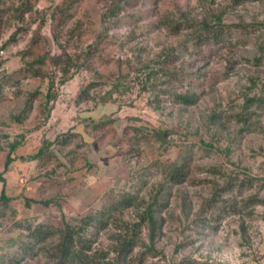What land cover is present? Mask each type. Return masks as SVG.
<instances>
[{
	"label": "rangeland",
	"instance_id": "374dc122",
	"mask_svg": "<svg viewBox=\"0 0 264 264\" xmlns=\"http://www.w3.org/2000/svg\"><path fill=\"white\" fill-rule=\"evenodd\" d=\"M184 14L219 16L225 40L196 46ZM185 93L194 105L173 102ZM251 98L264 99V0H0V264H52L42 248L58 234L39 244L35 228L77 226L125 193L140 212L161 204L133 264H264V104ZM183 163L185 180L165 182ZM135 212L89 228L93 250L112 258Z\"/></svg>",
	"mask_w": 264,
	"mask_h": 264
},
{
	"label": "trees",
	"instance_id": "16d2710c",
	"mask_svg": "<svg viewBox=\"0 0 264 264\" xmlns=\"http://www.w3.org/2000/svg\"><path fill=\"white\" fill-rule=\"evenodd\" d=\"M119 8V5H116V9ZM112 15H115L113 8L111 9ZM186 23L195 25L196 30L189 35V41L194 40L196 46L209 45V44H218L225 40L224 35V25L219 16L213 17L214 23L211 24V20L207 17H204L201 21L194 22L190 20V17L186 14L183 15ZM190 21L194 22L191 23ZM177 27V24L175 25ZM174 26V27H175ZM194 28V27H193ZM168 57V55H167ZM175 61L174 57L170 56V62ZM161 71H164V76L171 78V80L179 81L177 73L166 71L164 67L160 68ZM155 73H149L148 79ZM182 81V79L180 80ZM84 92H87L85 90ZM173 102L182 106H191L194 105L197 101V97L194 94H172ZM255 101L264 104V99H255L251 98L247 100L246 108L251 106ZM154 137L161 139L162 144L165 143V134L159 130L153 131ZM12 158L7 157L4 164V171L8 169V166ZM188 166L186 163L177 165L172 164L167 166L162 171L163 179L165 182L172 185H178L182 183L187 176ZM1 179V178H0ZM0 200H8L2 191ZM249 201H254L252 197ZM142 199L136 195L130 193H125L118 197L113 203H111L105 209L99 211L96 214H90L85 216L80 220L79 225H70L68 223L64 224V227L59 230H50L44 229L42 226L35 228L32 231V238H35L36 243H45L48 238L52 237L55 234H58V241L56 244L48 248H42L47 254V258L52 260V264H133L132 254L135 248L141 243L140 234L142 226L147 223L151 229L150 242L153 244V234L156 228V220L154 217V208H160L161 204L156 203L155 201L148 204L142 212L140 208L142 206ZM132 208L136 211L137 221L132 225L121 224L119 229L124 231V234L121 232L115 236V244L111 248V252L114 254L112 258L108 257L109 252H97L93 250L94 240L87 235L89 228L92 229V235H98L101 230H104L109 221L113 219V213H121L127 209ZM159 211V210H156ZM143 244V243H142ZM46 249V250H45ZM153 248L150 246L149 250ZM143 259H140L142 262ZM190 264V263H189Z\"/></svg>",
	"mask_w": 264,
	"mask_h": 264
}]
</instances>
